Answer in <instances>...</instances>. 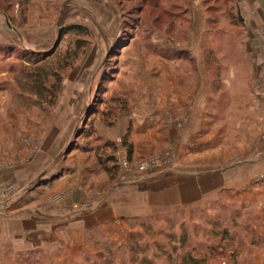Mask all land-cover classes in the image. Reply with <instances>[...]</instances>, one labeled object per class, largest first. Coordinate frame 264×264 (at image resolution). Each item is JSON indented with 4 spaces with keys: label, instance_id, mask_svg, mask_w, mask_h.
<instances>
[{
    "label": "rangeland",
    "instance_id": "rangeland-1",
    "mask_svg": "<svg viewBox=\"0 0 264 264\" xmlns=\"http://www.w3.org/2000/svg\"><path fill=\"white\" fill-rule=\"evenodd\" d=\"M197 1L0 0V264H264V64Z\"/></svg>",
    "mask_w": 264,
    "mask_h": 264
},
{
    "label": "crops",
    "instance_id": "crops-1",
    "mask_svg": "<svg viewBox=\"0 0 264 264\" xmlns=\"http://www.w3.org/2000/svg\"><path fill=\"white\" fill-rule=\"evenodd\" d=\"M196 5L195 12L197 13L196 23L198 25V29L201 28V30L205 31L210 16L203 7L201 0L197 1ZM231 8H233L232 12L234 13V20L237 24H239V28L248 30V34L251 38V40L249 39L248 46H259L256 48V60H258L259 63L261 62L264 64V49L262 41V33L264 32V0H233ZM214 12L217 13L218 16L222 15L220 10ZM227 17L233 18L232 15L229 16V14ZM258 72L263 74L264 77V68ZM255 74L256 73L254 71H250V75L254 76Z\"/></svg>",
    "mask_w": 264,
    "mask_h": 264
},
{
    "label": "trees",
    "instance_id": "trees-1",
    "mask_svg": "<svg viewBox=\"0 0 264 264\" xmlns=\"http://www.w3.org/2000/svg\"><path fill=\"white\" fill-rule=\"evenodd\" d=\"M204 2H207V0H203ZM70 33H76V34H87V30L85 29L84 26H81V25H72V26H69L65 29V35H68ZM84 46V43L83 41L81 40H77V49L74 53V56L77 57L79 55L78 51ZM74 57V58H75ZM59 86V84L57 85ZM55 87V89H51L52 92L55 94V92L58 91L59 87ZM110 145V144H109ZM124 145L128 146V149H129V157L131 158V156L133 155V150H132V147L131 145H129L127 143V140L124 141ZM111 146V145H110ZM113 148H115V145H112ZM110 162H114L116 163L117 159L114 155H110L109 156V159H108ZM104 161V160H102ZM188 258V256H187Z\"/></svg>",
    "mask_w": 264,
    "mask_h": 264
},
{
    "label": "water",
    "instance_id": "water-1",
    "mask_svg": "<svg viewBox=\"0 0 264 264\" xmlns=\"http://www.w3.org/2000/svg\"><path fill=\"white\" fill-rule=\"evenodd\" d=\"M8 24L11 26L10 22H9V19L7 20Z\"/></svg>",
    "mask_w": 264,
    "mask_h": 264
}]
</instances>
